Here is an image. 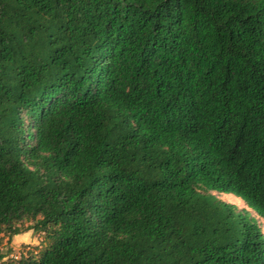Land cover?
I'll use <instances>...</instances> for the list:
<instances>
[{"label": "trees", "instance_id": "1", "mask_svg": "<svg viewBox=\"0 0 264 264\" xmlns=\"http://www.w3.org/2000/svg\"><path fill=\"white\" fill-rule=\"evenodd\" d=\"M251 211L264 0H0V264H264Z\"/></svg>", "mask_w": 264, "mask_h": 264}, {"label": "rangeland", "instance_id": "2", "mask_svg": "<svg viewBox=\"0 0 264 264\" xmlns=\"http://www.w3.org/2000/svg\"><path fill=\"white\" fill-rule=\"evenodd\" d=\"M217 198L221 199L222 201L233 203L237 205L239 208H246L245 204L240 198L235 197L232 194H224V193H217L212 192ZM252 215L257 217L259 223L264 230V220L255 215L252 212ZM29 222L24 223V227L29 225ZM15 236H13L9 241L8 238L5 237L0 245V251L4 254H7V258L12 259H19L21 256H25L29 253H36L42 251L45 246L48 244V240L46 239L45 234L43 233H34L33 231H28L25 233H21L20 240H15Z\"/></svg>", "mask_w": 264, "mask_h": 264}, {"label": "crops", "instance_id": "3", "mask_svg": "<svg viewBox=\"0 0 264 264\" xmlns=\"http://www.w3.org/2000/svg\"><path fill=\"white\" fill-rule=\"evenodd\" d=\"M15 240H20V238H21V234H18V235H15Z\"/></svg>", "mask_w": 264, "mask_h": 264}]
</instances>
